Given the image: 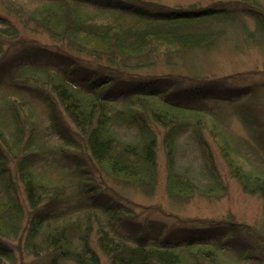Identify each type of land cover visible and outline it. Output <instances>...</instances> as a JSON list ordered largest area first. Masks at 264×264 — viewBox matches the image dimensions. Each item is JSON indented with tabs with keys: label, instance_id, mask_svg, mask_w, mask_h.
<instances>
[{
	"label": "trees",
	"instance_id": "trees-1",
	"mask_svg": "<svg viewBox=\"0 0 264 264\" xmlns=\"http://www.w3.org/2000/svg\"><path fill=\"white\" fill-rule=\"evenodd\" d=\"M33 1L40 6L31 10L16 0H0V264L15 257L12 241L44 264H100L97 249L108 264H203L208 254L219 259L225 249L240 253L232 259L237 264L248 259L264 264V256L241 259L251 249L238 234L253 235L250 227L226 221L177 233L165 224L139 222L118 195L106 196L88 177L100 169L111 180L148 193L157 182L160 141L169 196L188 198L197 191L218 198L222 184L211 182L217 168L210 139L243 191L264 199V180L228 150L230 140L236 149L239 144L216 111L220 103L234 106L252 139L264 147L255 86L235 87L238 74L198 77L190 65L217 46L229 22L249 17L264 32V8L255 0L186 8L145 0ZM38 35L49 43L37 42ZM256 35L247 38L258 43ZM210 102L217 104L212 108ZM33 103L46 111L59 141V161L70 163L77 182H53L37 172L50 151ZM186 134L205 158V182L196 181L199 185L178 165L179 140ZM11 163L32 211L27 216L14 191ZM71 183L82 190L76 206L84 219L54 225L50 212L66 200L61 196ZM99 213L107 227L126 230L131 242L115 240Z\"/></svg>",
	"mask_w": 264,
	"mask_h": 264
},
{
	"label": "rangeland",
	"instance_id": "rangeland-1",
	"mask_svg": "<svg viewBox=\"0 0 264 264\" xmlns=\"http://www.w3.org/2000/svg\"><path fill=\"white\" fill-rule=\"evenodd\" d=\"M20 4L30 8L31 10L40 6V2L31 0H16ZM166 4L170 7H189L191 5L208 6L215 2H225L229 5L231 3H243L244 0H145ZM264 8V0H255ZM4 7L1 6L2 10ZM224 36L219 40L217 46L206 54L200 55L197 59L190 64L198 77L207 79H217L230 75H240L239 80L235 81V87H249L255 86L257 90L258 99L254 104L255 113L258 114L260 124L264 129V32L257 29V26L249 17L238 18L234 22H229L226 26ZM246 31V32H245ZM257 32L256 40L254 43L247 38V33ZM41 44H48L49 41L46 36L38 35L34 38ZM197 62V63H196ZM187 69V67H186ZM190 69V68H189ZM187 70H182L187 74ZM195 74V73H194ZM191 75V73H188ZM214 102H210V107L213 108ZM220 108L216 110L218 115L225 121L227 131L233 134L236 142L239 144L238 149L230 140L228 150L236 157L238 163L245 165L247 170H253L258 176L264 180V147L252 139L249 131L243 126L242 122L237 116V110L234 106L227 103H220ZM36 111V122L39 124V130H43L48 135V145L45 151L48 155H42L41 161L36 165V170L40 175H45L48 180L53 182L62 180L67 182L77 178L73 176V171L70 168V163L66 160L59 161L57 156V146L59 141L54 139V136L49 130V123L46 120V111L38 103L32 104ZM128 136V135H127ZM130 137V136H129ZM212 148V157L216 164L217 175L211 182L215 184H222L219 187L221 192L217 193L218 198L212 196L201 195L194 191L188 198L184 197H171L167 193V173L166 161L164 150L161 142H158L157 148V182L154 190L148 193H143L135 187L124 185L113 181L108 178L100 169H93L92 174L88 175L101 185L102 191L106 196H119L120 203L134 212V217L137 221L143 222L150 220L165 224L167 228L177 229V233H181V229H210L218 222L230 221L237 225H243L254 229L251 236H247L246 232L239 233L240 241L244 242L248 239L250 249L248 252L241 253V259L257 256H264V199L259 193L253 195L247 194L243 191L241 185L229 172L225 161L221 158L217 145L208 139ZM237 144V145H238ZM236 149V151H234ZM179 154L178 165L186 167L192 174L195 182L203 183V174L205 169V158L201 148L194 139L189 135H184L179 140ZM83 155H86L84 151ZM45 157V158H44ZM59 161V162H58ZM61 162V163H60ZM61 164L64 166L62 167ZM12 168V181L14 183V191L18 201L22 206L24 215L30 214L31 209L23 192V186L18 179L15 170ZM209 177V176H207ZM66 178V179H65ZM196 182V183H197ZM205 182V181H204ZM72 184V185H71ZM67 189L64 190V200L61 204L57 205L51 210V216H56L52 220V224H65L72 223L77 220H83L84 212L76 205L79 203L78 199L82 190L75 184L71 183ZM198 184V183H197ZM199 185V184H198ZM4 184H0V189L3 190ZM100 188V187H99ZM4 191V190H3ZM70 197V198H69ZM41 205L38 210L43 209ZM37 210V211H38ZM100 224L109 230L110 235L117 241L131 242L129 233L119 228L112 229L107 227L105 214L99 213L98 215ZM93 236L97 231L98 223L93 219ZM25 223V220H24ZM104 228V229H105ZM180 229V230H179ZM118 230V231H117ZM259 238L262 239L259 240ZM94 239V238H93ZM92 241L94 242V240ZM10 241V240H9ZM9 245L14 250V258L12 262L4 260L3 264H44L41 259H33L29 255L19 251L17 241H12ZM93 247L94 243H93ZM96 249V248H95ZM237 251L225 249L220 252V257L214 258L213 254H208L204 258L203 264H237L232 259L240 258ZM97 254L100 257V264H108L107 258L97 249ZM210 260V263L207 260ZM241 260V261H242ZM244 262V261H243ZM245 264H252L250 259ZM188 264H196L188 263Z\"/></svg>",
	"mask_w": 264,
	"mask_h": 264
}]
</instances>
